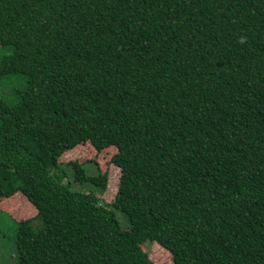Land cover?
<instances>
[{"label": "trees", "instance_id": "16d2710c", "mask_svg": "<svg viewBox=\"0 0 264 264\" xmlns=\"http://www.w3.org/2000/svg\"><path fill=\"white\" fill-rule=\"evenodd\" d=\"M0 46L17 264H264V0H0Z\"/></svg>", "mask_w": 264, "mask_h": 264}, {"label": "rangeland", "instance_id": "374dc122", "mask_svg": "<svg viewBox=\"0 0 264 264\" xmlns=\"http://www.w3.org/2000/svg\"><path fill=\"white\" fill-rule=\"evenodd\" d=\"M10 52L9 47L0 46V57ZM26 80L22 75L10 76L0 80V98L12 103L15 101L14 95L18 94L16 91H23L25 88ZM112 153V151H111ZM110 152L105 154H97L91 150L90 146L83 145L78 147L74 152L67 153L62 156L60 161H79L83 164L87 161H95L102 172H106L107 188L104 193L98 194L100 199L109 203L113 200L119 183L120 171L119 168L110 163ZM79 159V160H78ZM89 166L86 164L83 168L88 170ZM90 170V169H89ZM2 200V199H0ZM32 209L26 203V200L21 196H14L9 199L0 201V264H17L16 258V235L17 225L23 218L33 217ZM33 219V218H32ZM33 229H37L40 224L38 221L31 223ZM143 248L148 252L149 258L154 264H171V256L156 244H144Z\"/></svg>", "mask_w": 264, "mask_h": 264}, {"label": "crops", "instance_id": "0c3cea01", "mask_svg": "<svg viewBox=\"0 0 264 264\" xmlns=\"http://www.w3.org/2000/svg\"><path fill=\"white\" fill-rule=\"evenodd\" d=\"M15 196H18V194H16Z\"/></svg>", "mask_w": 264, "mask_h": 264}]
</instances>
